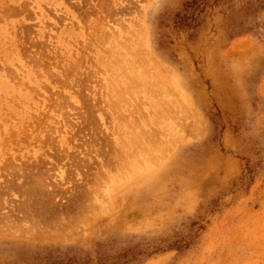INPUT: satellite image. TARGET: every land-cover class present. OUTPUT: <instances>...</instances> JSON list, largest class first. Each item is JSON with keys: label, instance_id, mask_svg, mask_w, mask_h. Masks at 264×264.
Wrapping results in <instances>:
<instances>
[{"label": "rangeland", "instance_id": "rangeland-1", "mask_svg": "<svg viewBox=\"0 0 264 264\" xmlns=\"http://www.w3.org/2000/svg\"><path fill=\"white\" fill-rule=\"evenodd\" d=\"M0 264H264V0H0Z\"/></svg>", "mask_w": 264, "mask_h": 264}, {"label": "bare ground", "instance_id": "bare-ground-1", "mask_svg": "<svg viewBox=\"0 0 264 264\" xmlns=\"http://www.w3.org/2000/svg\"><path fill=\"white\" fill-rule=\"evenodd\" d=\"M92 1H93V0H92ZM98 3H99V2H98ZM91 6H92V5H91ZM96 7H97V6H96ZM104 7H105V6H104ZM98 9H99V8H98ZM114 31H115V30H114ZM105 33H106V32H105ZM100 34H101V33H100ZM107 35H108V34H107ZM116 43H118V42H116ZM115 48H116V47H114L113 49H115ZM119 54H120V53H119ZM121 57H122V56H121ZM116 61H117V60H116ZM130 62H131V61H130ZM138 65H139V63H138ZM132 66H133V65H132ZM130 68H131V67H130ZM130 68H129V69H130ZM5 71H6V70H5ZM135 71H136V70H135ZM10 72H11V71H10ZM128 72H129V71H128ZM146 73H147V72H146ZM134 74H135V73H134ZM11 75H12V74H11ZM16 80H17V79H16ZM136 80H137V79H136ZM155 97H156V96H155ZM116 102H119V101H116ZM118 104H120V103H118ZM128 105H129V104H128ZM59 106H60V105H59ZM54 107H55V106H54ZM134 108H135V107H134ZM121 111H123V110L121 109ZM137 112H138V111H137ZM40 115H41V114H40ZM42 116H43V115H42ZM47 117L50 118L49 116H47ZM35 120H36V119H35ZM38 121H39V120H38ZM55 122H56V121H55ZM43 124H44V123H43ZM50 124H51V123H50ZM140 124H141V123H140ZM150 125H151V124H150ZM44 126H45V125H44ZM140 126H141V125H140ZM23 127H24V126H23ZM25 127H26V126H25ZM49 128H50V126H49ZM53 128H54V127H53ZM54 129H55V128H54ZM134 129H135V128H134ZM151 129H152V128H151ZM45 130H46V129H45ZM25 131H26V130H25ZM125 131H126V130H125ZM144 131H145V130H144ZM37 132H38V131H37ZM14 133H15V132H14ZM24 133H25V132H24ZM45 133H46V132H45ZM47 133H48V131H47ZM134 133H135V132H134ZM25 134H27V133H25ZM37 134H38V133H37ZM143 134H144V133H143ZM148 134H149V133H148ZM49 135H51V134H49ZM150 135H151V134H150ZM134 136H135V135H134ZM134 136H133V137H134ZM151 136H152V135H151ZM36 137L38 138L37 135H36ZM50 137H51V136H50ZM133 137H132V138H133ZM138 137H139L138 139H141L140 136H138ZM151 138H152V137H151ZM133 139H134V138H133ZM135 139H136V138H135ZM135 139H134V140H135ZM130 141H131V140H130ZM139 141H140V140H139ZM144 141H146V139H145ZM140 142H141V141H140ZM123 143H124V142H123ZM141 143H142V142H141ZM125 144H126V143H125ZM132 144H133V142H132ZM123 145H124V144H123ZM148 145H150V144H148ZM110 146H111V145H110ZM150 146H151V145H150ZM154 146H155V145H154ZM90 147H91V146H90ZM119 147H120V146H119ZM137 147H138V146H137ZM146 147H147V146H146ZM146 147H145V149H147ZM162 147H163V146H162ZM126 148H127V147H126ZM138 148H139V147H138ZM140 148H141V147H140ZM143 148H144V147H143ZM119 149H120V148H119ZM127 149H128V148H127ZM141 149H142V148H141ZM142 150H143V149H142ZM155 150H157V149H155ZM162 150H163V149H162ZM162 150H160V151H162ZM149 151H151L150 148H149ZM122 152H123V151H122ZM133 152H134V150H133ZM139 152H140V151H139ZM151 152H153V151H151ZM154 152H155V151H154ZM141 153H142V152H140V154H141ZM146 153H147V152H146ZM116 154H117V153H116ZM125 154H126V153H125ZM134 154H135V153H134ZM137 154H138V152H137ZM137 154H135V155L137 156ZM142 154L145 155L144 152H143ZM106 155H107V154H106ZM119 155H120V154H119ZM129 155H131V154H129ZM156 155H157V154H156ZM136 156H135V157H136ZM129 157H130V156H128V158H129ZM141 157H142V156H141ZM157 157H158V156H157ZM158 158H159V157H158ZM151 159H152V158H151ZM154 159H155V158H154ZM154 159H153V160H154ZM159 159H160V158H159ZM161 159H162V158H161ZM134 160H135V159H134ZM153 160H151V161H153ZM106 161H107V160H106ZM135 161H136V160H135ZM113 162H114V161H113ZM149 162H150V161H149ZM156 162H157V161H156ZM108 163H109V162H108ZM151 163H152V162H151ZM111 166H112V165H111ZM101 167H102V166H101ZM95 169H96V168H95ZM97 169H98V168H97ZM123 169H124V168H123ZM124 170H125V169H124ZM130 170H131V169H130ZM31 172H32V171H31ZM42 172H43V171H42ZM118 173H119V172H118ZM123 173H125V171H124ZM123 173H122V174H123ZM128 173H129V172H128ZM13 175H14V174H13ZM38 175H39V174H38ZM30 176H31V175H30ZM71 176H72V175H71ZM87 176H88V175H87ZM116 176H117V175H116ZM125 176H127V175H125ZM12 177H13V176H12ZM31 177H32V176H31ZM37 177H38V176H37ZM44 177H45V176H44ZM88 177H89V176H88ZM99 177H100V176H99ZM123 177H124V176H123ZM123 177H122V178H123ZM34 178H35V176H34ZM41 178H43V177H41ZM25 179H26V178H25ZM35 179H36V178H35ZM38 179H39V178H38ZM91 179H92V178H91ZM26 180H27V179H26ZM39 181H41V180L39 179ZM16 182H17V181H16ZM93 182H94V181H93ZM10 183H11L10 185H12L13 182H10ZM26 183H27V181H26ZM39 183H41V182H39ZM28 184H29V183H28ZM92 184H93V183H92ZM15 185H16V184H15ZM26 185H27V184H26ZM44 185H45V184H44ZM12 186H14V184H13ZM18 186H19V185H18ZM27 186H29V185H27ZM27 186H26V187H27ZM38 186H39V185H38ZM40 186H41V185H40ZM30 187H31V186H30ZM41 187H42V186H41ZM19 189H20V188H19ZM25 189H26V188H25ZM25 189H24V190H25ZM52 189H53V188H52ZM97 189H98V188H97ZM43 190H44V189H43ZM53 190H54V189H53ZM26 191H27V190H26ZM37 191H38V190H37ZM44 191H45V190H44ZM49 191H50V190H49ZM54 191H55V190H54ZM57 191H58V190H57ZM97 191H98V190H97ZM45 192H46V191H45ZM103 192H104V191H103ZM23 193H24V191H23ZM33 194H34V193H33ZM50 194H51V193H50ZM102 194H103V193H102ZM55 196H56V194H55ZM104 196H105V195H104ZM100 197H101V196H100ZM23 199H24V197H23ZM103 200H104V199H103ZM78 201H79V200H78ZM80 201H81V200H80ZM105 201H106V200H105ZM27 202H28V201H27ZM29 202H30V201H29ZM48 202H49V201H48ZM84 202H85V201H84ZM31 203H32V202H31ZM28 205H29V204H28ZM41 205H42V204H41ZM74 205H75V204H74ZM117 205H118V204H117ZM55 206H56V205H55ZM72 206H73V205H72ZM81 206H82V205H81ZM41 207H42V206H41ZM53 207H54V206H53ZM56 207H57V206H56ZM66 208H67V207H66ZM118 208H119V207H118ZM35 209H36V208H35ZM39 209H40V207H39ZM28 210H29V209H28ZM42 210H43V209H42ZM42 210H41V211H42ZM103 210H104V209H103ZM43 211H44V210H43ZM114 211H115V210H114ZM117 211H118V210H117ZM44 213H46V212H44ZM80 213H81V212H80ZM116 213H117V212H116ZM62 216H63V215H62ZM72 217H73V216H72ZM75 217H77V216H75ZM27 218H28V217H27ZM62 218L64 219V217H61L60 219H62ZM43 219H45V218H43ZM60 219H59V220H60ZM54 220H55V219H54ZM33 224H34V223H33ZM48 224H49V223H48ZM57 226H58V225H57ZM69 227H70V226H69ZM40 228H41V227H40ZM50 228H51V227H50ZM63 228H64V227H63ZM131 228H132V227H131ZM7 229H8V228H7ZM41 229H42V228H41ZM41 229H40V230H41ZM26 230H27V229H26ZM47 230H48V229H47ZM44 231H45V230H44ZM34 232H35V231H34ZM36 232H37V230H36ZM38 232H39V231H38ZM38 232H37V233H38ZM1 233H3V232H1ZM58 233H59V232H58ZM7 234H8V233H7ZM48 234H49V233H48ZM3 235H4V234H3ZM55 235H57V234L55 233ZM76 235H77V234H76ZM48 236H49V235H48Z\"/></svg>", "mask_w": 264, "mask_h": 264}]
</instances>
